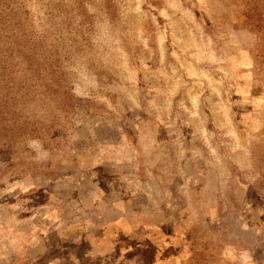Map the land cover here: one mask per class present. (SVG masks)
I'll list each match as a JSON object with an SVG mask.
<instances>
[{
    "label": "rangeland",
    "instance_id": "374dc122",
    "mask_svg": "<svg viewBox=\"0 0 264 264\" xmlns=\"http://www.w3.org/2000/svg\"><path fill=\"white\" fill-rule=\"evenodd\" d=\"M0 264H264V0H0Z\"/></svg>",
    "mask_w": 264,
    "mask_h": 264
}]
</instances>
